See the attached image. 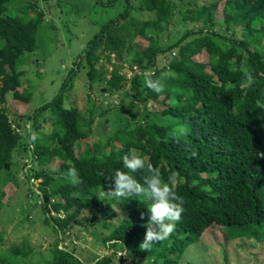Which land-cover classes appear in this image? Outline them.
Here are the masks:
<instances>
[{
    "label": "trees",
    "instance_id": "1",
    "mask_svg": "<svg viewBox=\"0 0 264 264\" xmlns=\"http://www.w3.org/2000/svg\"><path fill=\"white\" fill-rule=\"evenodd\" d=\"M97 1L109 5L118 0ZM126 1L124 11L101 25L77 63V67L87 70L90 93L99 88L102 95L129 98L131 103L127 107L123 100L114 101L103 107L98 116L113 112L118 115L119 126L91 145L86 140L93 133L81 125L79 108L76 104L64 105L74 76L67 78L60 92L34 114L26 111L10 115L9 94L22 103L32 99V92L22 83V58L39 50L46 14L41 6L34 10L23 0H0V185L13 165L17 166L14 174L22 171L29 181L41 179L38 187L31 182V192L59 234H67L75 221L85 224L79 218L88 210L93 214L87 223L108 230L103 241L109 243V251L113 250L86 261L75 252V246L70 249L64 245L61 236L42 264H131L129 256L134 261L141 258L139 264H180L185 251L197 244L213 224L225 227L231 237L263 242L264 0H225L227 26L222 32L215 26L220 25L216 11L224 0H211L187 11H176L171 0H141L139 7ZM131 8L145 10L153 17L143 21L128 18ZM179 13L202 26L194 31L197 36L188 39L192 36L190 30L170 43L160 33L172 27ZM237 26H242L245 37L230 32ZM139 36L148 41L141 48L135 45L140 43ZM174 49L178 51L171 60L160 65L161 55ZM202 52L207 58L197 59ZM125 63L136 67L131 78L121 72ZM148 76L162 78L161 92L145 85ZM89 101L92 106L97 103L91 96ZM152 102L164 105L163 109H152ZM132 106L137 109L132 111ZM46 111L55 119L44 137L36 118ZM96 117L93 115L89 125ZM24 119L34 121L27 143L17 128ZM106 120H110L108 116ZM182 127L186 129L183 134ZM129 150L145 157L146 164L158 169L166 181L170 177L171 187L184 200V211L174 222L173 232L166 240L153 242L149 249L140 244L145 237L150 201L143 195H112L107 199L103 193L112 186L110 176L116 170L128 171L121 157ZM22 151H28L33 161L29 169L16 159ZM54 158L60 161L57 167L51 165ZM73 166L80 176L75 185L67 175ZM130 174L143 184L148 173L141 169ZM3 194L0 189V206ZM115 205L126 215L113 226L118 216ZM119 248L127 250V256L120 255L116 263ZM7 251L0 257V264H17L14 257H22L20 263L25 264L29 255L37 253L23 244Z\"/></svg>",
    "mask_w": 264,
    "mask_h": 264
},
{
    "label": "rangeland",
    "instance_id": "2",
    "mask_svg": "<svg viewBox=\"0 0 264 264\" xmlns=\"http://www.w3.org/2000/svg\"><path fill=\"white\" fill-rule=\"evenodd\" d=\"M27 4H32L34 10L39 9L41 6L45 10V21L42 24V33L40 48L36 52L28 53L22 58L21 69L25 71L22 77L23 85H27V89L32 92V99L28 103H22L20 100L13 99L8 95V107L11 112L10 115L15 113L28 112L30 115L35 113V109L50 102L61 90L65 80L73 77L74 85L72 88L66 90V98L64 105H75L80 111L81 125L89 129L91 128L92 137L86 141L93 144L98 141V137L102 134L109 133L110 130L119 126L117 121L118 115L109 112L103 116H98L107 106V103L114 101H124L125 106L131 105L129 98L120 99L113 96L102 95L101 90L98 88L95 92L90 93L91 87L86 75V68L77 67L79 57L83 50L86 48L88 42L93 38L96 32L100 30L103 23L118 16L126 8V0H118L117 2L109 5H104L97 0H50L46 3L44 0H23ZM134 7H139L141 0H131ZM176 4V11L180 9L187 11V9H197L203 4L209 3L211 0H171ZM224 1L219 5L216 11V19L220 25H216L215 29L224 31L227 24L224 22L223 6ZM47 5H49L47 7ZM46 7V8H45ZM135 17L137 20H147L153 17L152 13L145 10H130L128 18ZM174 24L170 29H165L162 33L168 42L173 43L181 38L184 34L192 30L193 38L197 36V32L201 28V22L190 21L184 19L182 13L174 19ZM242 26H237L235 31L238 37H245L246 34L242 31ZM149 32H151L149 30ZM229 32V33H230ZM46 36V37H45ZM138 42L135 45L138 48L144 47L148 41L139 36ZM178 49H174L168 55H161L159 64H167L174 52L177 53ZM175 53V54H176ZM197 59L204 60L207 58V53L202 52L196 55ZM109 69L112 66L107 64ZM75 68V73L72 69ZM136 67H130L124 64L121 72L126 74L128 78L136 72ZM71 74V75H70ZM71 85V84H70ZM103 84H99V86ZM69 86V84H68ZM90 96L97 103L92 106L90 103ZM110 97V98H107ZM113 97V98H112ZM153 104V105H152ZM152 109L162 110L164 105L160 103H151ZM135 111L137 107H131ZM126 114L131 115L130 112ZM93 115H97L93 124H90ZM114 122L111 126L110 120ZM37 122L41 123L39 132L45 137L53 128V121L48 111L41 113ZM20 120L18 131L24 134V142L30 140V135L34 131V121L24 119ZM125 122V121H124ZM28 151H22L20 156L17 155L22 165H29L31 167L33 161ZM15 154H18L17 152ZM60 161L54 158L51 165L58 166ZM21 166V165H20ZM16 165H13L8 174L4 176L5 180L1 183L0 189L4 192L2 196V205L0 206V257L8 253V248L14 245H25L31 247L36 251V254H31L27 257L25 264H42V259L50 251L51 245H54L57 240L62 236L58 230H55L54 225L45 217V212L38 205V197L31 192V182L34 187L40 185L41 179L27 180L26 175L22 171L14 174ZM22 170V169H21ZM9 179V180H8ZM6 182V183H5ZM5 183V184H4ZM109 187L103 191L106 198H111L109 194ZM117 217L113 219L112 225H119L125 220L126 212L119 206L115 205ZM51 214H55L52 211ZM65 213H62L64 216ZM93 213L84 210L79 219L85 224L77 221L75 225L67 231V234L62 238L70 249L76 247L82 259L92 261L95 255H105L112 253L113 250H108L105 240V235L108 230L95 227L94 223H87ZM106 244H105V243ZM7 249V250H6ZM125 250L118 249L114 261L117 263L118 258ZM17 264H21L22 257H14ZM129 263L139 264L141 258L134 261V258L129 256ZM193 260L192 264H264V241L255 239L251 240L245 237H231L230 233L225 227L213 224L209 227L200 237L197 244L190 247L182 256L180 264H188ZM144 264V263H143ZM145 264H148L147 262Z\"/></svg>",
    "mask_w": 264,
    "mask_h": 264
},
{
    "label": "clouds",
    "instance_id": "3",
    "mask_svg": "<svg viewBox=\"0 0 264 264\" xmlns=\"http://www.w3.org/2000/svg\"><path fill=\"white\" fill-rule=\"evenodd\" d=\"M144 82L149 89L157 93L163 90L162 78L152 79L148 76ZM185 131L186 129L183 127L180 129L181 134ZM121 159L123 167L128 171L125 172L118 169L110 176L113 183L109 194L117 197H139L143 195L150 201L147 207L148 219L144 225L146 228L145 237L140 244L141 248L149 249L153 242L166 240L173 232L175 228L174 222L180 220L184 211V200L171 187V178L169 177L166 181L160 171L150 163L146 164L145 157L138 154L135 150H129ZM141 169H146L148 173L143 177V184L130 174ZM67 175L73 185L80 182L78 170L74 166L67 170ZM141 216L143 217V213ZM121 254L127 256V250Z\"/></svg>",
    "mask_w": 264,
    "mask_h": 264
}]
</instances>
